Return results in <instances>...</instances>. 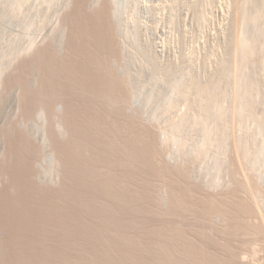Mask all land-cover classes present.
I'll use <instances>...</instances> for the list:
<instances>
[{
	"label": "bare ground",
	"instance_id": "bare-ground-1",
	"mask_svg": "<svg viewBox=\"0 0 264 264\" xmlns=\"http://www.w3.org/2000/svg\"><path fill=\"white\" fill-rule=\"evenodd\" d=\"M84 3L85 0H74L73 4L69 3L70 6L69 4L67 5L70 7L69 10L64 11L66 13L62 14L68 25L67 29L65 28L67 33L65 32L66 35L63 33L64 35L61 42L59 41L60 43L58 46H56V48L54 47L55 51H51L48 47L49 45L36 46L31 55L29 54L30 57L27 56L29 58H24L22 62L20 61L21 63H17L18 65L16 64V66H14L15 68H12L14 71L9 73L8 76L2 80L5 83H10L15 80L16 82L18 81L19 89L17 92L19 91V93L17 96L19 95V99L17 98V113L23 112L26 114L25 112H28L32 106H38L39 112L37 116L44 118V120L41 122L39 121L38 126H35L37 127L36 131L33 128L34 125L30 124L32 128H26V125L21 136L29 141L28 143L31 144H28L29 148L30 146L38 145L43 147H45V145L48 146V148L45 147V149H49L47 154L48 160L44 161H48L50 164L45 162L49 165V167L47 166L45 168L43 166L45 163L43 162L42 166L39 167L40 169L36 167L39 169L37 170L38 172L35 171L37 175L36 181L32 182L31 186H24L26 182L23 184L24 180H22L21 176L24 175L23 171H25V169L27 170V168H25L26 164L24 163V166V164L21 163L22 161L20 162V160H17L19 158L13 156L12 140L9 142V148L7 147L6 149V164L0 166V171L1 169L3 171L0 172L2 173L1 176L7 177V180L5 179L6 181H0V264H239L234 260H226L218 257L210 252L200 241H196L192 237H189L180 223L173 224L171 221H168L167 218L173 214L175 209H183L185 205H187L183 199L179 185H176V182L174 183V179L172 181L168 178L163 183V190L162 192L160 190L161 193L158 196V198L160 197V202H158L159 205H157L158 209L150 210V212L147 209L150 215H155L156 217L153 216L150 219H146L143 226V233L141 235L139 234V237H143V239L136 237L132 233L134 225H132V221L130 223V221L126 219V217H128L127 213H130V211L126 212V210L128 211L129 209L123 204L128 201V198H132L135 193H133L134 191L131 192L132 190L129 191L130 188L125 190L126 187L123 190L124 186L123 188L120 186L118 182L119 173L116 171V166L118 162L127 164L130 155H137L136 153L141 155L140 153H142L143 150L145 153L146 149H149L151 146L147 144L149 148L146 147L147 145L145 148L144 144L146 141L142 143L143 139H132V130L128 125L121 126L124 130H119L120 125L116 123H113V128H111L113 126L111 124L112 126L106 125V128L100 129V127L103 126H98L99 122L92 118L89 114L90 112H88L92 108L88 110V107L82 106L84 104L82 100L81 103H78L80 102V100H77L78 97L76 99L78 102L73 99L75 97L68 98L67 95L66 97L65 94L68 90L65 89V93L62 90L66 86L73 88L78 91V93L79 91L81 92L83 88L86 89V87H84L86 73L84 67H86V65L83 67V63L79 62V58L77 60V58L75 59L74 57L73 60L72 57L74 55L72 56V51L75 52L73 48L78 50V46L81 44L79 48L82 50L83 47L91 41H93L94 44L104 43L105 38H108L110 30L115 35L116 33L117 35L121 33L120 8L118 9L115 3L113 5L111 0H109V2L107 1V3L105 1L99 2L93 0L89 3L91 11H89V9L84 11ZM260 9L261 13L254 12L251 18L255 22L261 20L259 24L262 25L259 26L257 22L256 26L253 23L251 34H248V29L246 27V29H239V34H237L239 38L238 43H240L239 46L242 47L239 48L242 50L245 49L246 53L243 52L245 56H247L246 54L248 53H252L250 58H252L257 49L261 47L260 50H263L264 48V0L260 2ZM87 12H90V14H87ZM242 26L243 24H241V27ZM254 26H256V28H254ZM253 29L255 30L254 32ZM106 44L107 43H105V45ZM105 45H102L103 47L101 49H104ZM115 45L121 51L124 49L122 48L123 45L121 41L117 38L115 39ZM100 46L101 45H99V47ZM96 47L98 46L96 45ZM95 48L93 47V49ZM258 53L257 51V54ZM77 56L78 55H76V57ZM237 56L242 57V54H238ZM245 56L242 58L243 61ZM239 58L238 62L241 59ZM246 59L248 58L246 57ZM262 59H264V57H262ZM244 62H248V60ZM244 62L242 63L241 60L240 63H242V65L238 64V69L240 68V71L243 69L239 66H243ZM29 63L31 67L34 64L33 68H35V70L33 71H35V73L32 71L33 76H27L29 71H25ZM262 64H264V61L261 65ZM30 66H28V68ZM243 67L246 69L247 66L244 64ZM248 68L241 72L242 75L240 71L237 73L239 74V77L236 78V86L238 84V88L236 87L237 94H234L235 103L231 110H227L226 107H228V105L226 106L223 101H221L222 103H218V101L214 103L213 97L217 96L214 93H217L218 89L217 91H213V89L217 86V88H219L217 79H214L215 81L212 79L214 82L210 81L208 85L207 83L203 84V92H205L206 98L201 99L200 103L198 102V106H200L201 109L200 115L198 117L196 116L199 114L198 111V114L194 116L195 119L193 120V126H199V129H201L197 145L188 147L186 144L187 141L182 140L180 137L173 135L164 136L163 132H161L160 135L158 134V137H160L158 138L159 140H157V142L159 141V145L162 144L161 142L164 143V141L170 139V141H172L171 143L174 144L173 146H176V148H173L174 150H170V153H168L169 158L165 157L163 160L166 171L171 172L172 169L176 168H181L182 170L184 168L182 164L193 162L197 158L202 160V164L197 168V174H193L197 178L194 176V178L191 179L197 181L203 187L204 195H202L203 200L201 202H205L207 205H211L212 201H216V203L221 206L227 204V201H231V199L235 198L232 195V191H229V188L222 187V180L220 181L219 179L222 171L226 169L223 170L226 159L225 153L226 148L229 149L230 147V143L228 142L231 140V137L228 141V137L225 136L227 133L224 135L223 132L218 130L219 128L216 129L215 125L217 124L215 121H219L223 119V117L227 119L228 116H226V114H228L234 115L233 117L230 116L231 119L236 117L238 119L235 118L237 121L243 123L245 122L244 120L249 117L248 115L251 114L252 116L253 113L255 116V109L260 105L261 109L257 112L259 115H257L256 125L258 126V133H260L261 136L263 135L261 142L257 144L254 142L255 146L252 148L248 138L246 139V137H244L245 134H238L237 137L232 139V142L235 141L233 143V148L237 155V159L246 160L245 165L247 164V168L245 167V169H247V172L244 173L246 186L251 189L252 194L254 192L259 197V205L264 206V74H262L261 76L263 77L260 78L261 76L258 74L259 77L256 73V67L254 68V66H252L249 70ZM262 70L263 69L260 71ZM262 72L264 73V71ZM104 73L107 74V71ZM100 74L102 73L100 72ZM103 74L101 76H103ZM89 78L90 77H88V80H91ZM114 80L115 79H113L114 83L110 80L103 83L104 79L102 83L99 81L100 85H102L100 89L98 87V90H102V94L104 92L105 94H110L111 91H115L114 87H116V82ZM89 82L86 83L89 84ZM94 84H97L96 86L99 85L98 83ZM51 87L54 89L53 94L52 91H48ZM87 87L89 86L87 85ZM117 88H119V86ZM199 88L200 87L196 89L199 90ZM71 90L72 89L68 92ZM82 92L85 93V90H82ZM200 92H202V90H200ZM220 92L218 94H220ZM150 93L151 92H149L148 95L145 93L143 98L139 97L141 104L138 103V105H140L141 108H148L151 106H148V102L151 100L150 97H152ZM75 94L74 96H76ZM201 95L200 97H202ZM134 96L139 99L137 94ZM79 98L81 99L80 96ZM220 99L221 98L218 100L220 101ZM128 107L131 108V106ZM161 107L163 109L164 105ZM95 111L97 112L96 109ZM136 111L137 110H135V112ZM188 117L189 116H187V118ZM48 118H52L54 121L51 119L53 122L50 120L52 123H48ZM183 118H186V116ZM190 118L192 117L190 116ZM184 120L181 119V121ZM188 121L189 120L186 122ZM184 123L185 121L183 123L180 122L178 125L181 126ZM175 124L171 127L173 131H177V125L175 126ZM184 125L188 126L187 123ZM239 125L241 126V124ZM37 130L39 133L41 130L42 133V135L38 133L41 135L40 141L36 138ZM119 131H122L120 132L122 135ZM19 141L22 142L23 139ZM14 143L15 142H13V144ZM22 143H25V141ZM20 146H18V149ZM87 147L92 149V153L87 152ZM43 149L44 148H42V151H45ZM152 149H149L150 153ZM19 151L20 150H18V152ZM20 153L22 152L20 151ZM151 155H153V153H151ZM151 155L149 156L152 157ZM45 157L46 156H44V158ZM120 157L123 159L119 160ZM101 158L106 161V164L103 166V170L98 172L96 170L97 167H94V165L98 161L100 162ZM195 169L196 168H194V170L191 169L190 171L193 173ZM184 170L187 169H183V171ZM26 172L25 174H28ZM92 178L96 179L95 182ZM120 180L123 181L122 178ZM121 181L120 183L123 184ZM179 184L182 183L180 182ZM136 194L134 196H136ZM139 196L137 195V197ZM141 197H139V199ZM149 197L151 196L149 195ZM132 200L129 199V204L136 203L134 201L131 202ZM247 204L249 203L245 201L240 202V206L245 212H248ZM123 206L126 208H123ZM201 206L203 208L202 204ZM146 214L149 215L148 213ZM260 214H262V222L261 225L255 226V229H259V227L264 228V212H260ZM130 218L132 219V217ZM236 225L238 226V224ZM239 228H241V226ZM246 264H264V256L260 257L258 262Z\"/></svg>",
	"mask_w": 264,
	"mask_h": 264
},
{
	"label": "rangeland",
	"instance_id": "rangeland-1",
	"mask_svg": "<svg viewBox=\"0 0 264 264\" xmlns=\"http://www.w3.org/2000/svg\"><path fill=\"white\" fill-rule=\"evenodd\" d=\"M92 1L93 0H85L84 11L88 9L91 11L89 3ZM97 1L109 2V0ZM261 1L263 0H111L118 9L120 8L121 33L118 35L116 33V36L110 30V36L108 35V38H105L104 43H98L101 45L100 47L98 44H94V42L91 41L89 44H86V48L83 47L82 50L79 48L81 44L78 46V50L73 48L75 52L72 51V56L74 55L72 58L73 60L74 57L75 59L77 58V60L79 58V62L83 63V67L86 65V67H84L86 69L85 72L89 75L85 73V80L86 82H90L87 84L84 80V87H86V89L83 88L82 90H85V93L81 90V92L79 91L80 95L78 91L65 85L67 88L65 87L62 89L64 93L66 90L69 91L72 89V92L67 91L65 96L67 95L68 98L75 97L73 98L74 100L78 97L77 100H80V102L77 100L76 102L81 103L83 101L84 104L82 103V106L88 107V110L92 108L88 112H90L89 114L92 118L99 122L98 126H103L100 127V129L106 128V125L112 126L113 123H116L120 125L119 130H124L122 127L128 125L132 130V139H143L142 143L146 141L144 147L147 144L151 146L150 148L149 145L146 146L150 150L153 147L151 151L153 155H151L149 149H146L145 153L144 150L140 153L141 155L138 153H136L137 155H130L127 160L130 164L124 162L121 164L118 162L116 166V171L119 173L118 182L122 188L124 186L123 190L127 187L125 190L130 188L129 191L132 190L131 192L134 191L133 193H137L136 196H134V194L132 198H128V201L123 204L129 209L128 211L126 210V212L130 211L131 213H127V216L129 218L132 217V219L130 218L129 220L128 217H126V219L130 221V223L132 221V225H134L132 233L136 237L143 239V237H139V234L141 235L143 233V226L146 219L155 216L150 215L149 212L150 210L158 209L157 205H159L158 202H160V197L158 198V196L163 190V183L169 178L172 181L174 179V183L176 182V185H179L183 199L187 204L185 205L186 209L185 207L183 209H175L173 214L167 218L169 222L171 221L173 224L180 223L189 237H192L196 241H200L210 252L226 260H234L239 264H246L258 262L260 257L264 256V228H254L257 225L259 226V224L261 225L262 214H260V212H264V206L259 205V197L254 192L252 194L251 189L246 186V181L244 180V173L247 172V169H245L247 165H245L246 160L237 159V155L233 148V143L235 141L232 142V139L237 137L238 134H245L244 137H246V139L248 138L252 148L255 146V143L261 142L263 135L261 136V134L258 133V126L256 125L257 115H259L257 112L260 111L261 106L259 105L256 107L255 116L253 113L252 116L251 114L248 115L249 117L246 118L243 123L237 121L238 119L236 117L231 119L234 115L228 114H226V116H231L230 118L227 117V119H224L223 117V119L215 121L217 124L215 125L216 129L219 128L218 130L223 132L224 135L227 133L225 136L228 137V141L231 137V140L228 142L230 143V147L229 149L226 148L225 153L226 159L223 170L226 169L222 171L219 179L220 181L222 180V187L229 188V191H232V195L235 198L231 199V201H227L225 205L219 206L216 201H212L211 205L201 202L203 200L202 195H204L203 187L197 181L191 179L195 176L193 174H197V168L202 164L200 158H197L193 162L182 164L184 167L182 168L187 170L183 171V169L181 170L179 167L180 169H172L169 173L164 168L165 164L163 160L165 157H168L170 150H174L173 148H176V146H173L174 144L171 143L172 141H170V139H167L168 141L166 140L164 143L161 142L162 144L160 145L158 144L159 141L157 142V140H159L158 138H160L158 136L163 132L164 136L173 135L182 138V140H186L188 147H193L198 144L201 129H199V126H196L198 128L193 126V120L195 119L194 116L198 114V111L199 114L196 116L198 117L200 115L201 109L200 106H198V102L200 103L201 99L206 98L205 92H203V84L207 83L208 85L210 81L217 79L219 88H217V86L213 91H217L218 89V91L221 92L220 94H218V91L214 93L217 95L213 97L214 103L215 101H218V103H222L221 101H223L226 106L228 105V107L225 106L227 110H231L235 103L234 94H237L236 89L238 88V84L236 86V78L239 77L237 73L240 71V68L238 69V64L242 65L244 61L248 60L249 63L244 62L247 66L246 69L248 67L251 69V67L254 66V68L256 67L255 70L257 75L259 74L261 76L264 74L262 72L264 71V66H262L264 64L261 65L264 61V59H262V57H264L263 46V50H260V47L255 51L256 54L254 52V57L252 56V58H250L252 53H248L249 55L246 54L247 56L244 55V53H246L245 49H240L242 47L239 46V38L237 37L239 29L241 28L246 27L248 29V34H251L253 23L256 25L258 22L259 26L262 25L259 24L261 20L255 22L251 18L254 12L261 13ZM73 2L74 0H0V166L6 164V149L9 142L12 140L11 145L14 147V149L12 147L13 156L19 158L17 160H20V162L22 161V164L25 163L26 166L25 164L24 166L28 170L25 169V171H23L25 176L23 174V176H21L22 180H24L23 184L26 182L24 186H31V183L36 181L37 175L35 171L40 169L39 167L42 166L43 162H48L44 160H48L47 154L49 149H47L48 146L46 145V149L39 145V147L30 146L29 148V141L25 140L21 135L26 125V128H32L31 125H34L33 128L36 131L37 127L35 126H38V122L43 121L44 118L37 116L39 112L37 105L32 106V110L30 108L28 112H25L26 114L23 112L17 113V98L19 99V95L17 96L19 93V91L17 92L19 89L18 81L16 82L15 80L10 83H5L2 80H4L9 73L14 71L12 68H15L14 66H16L17 63H21L24 58H29L36 46L49 45V49L55 51L54 47L56 48V46H58L63 35L67 33L65 28L67 29L68 25L62 14L66 13L64 11L69 10V6L73 4ZM68 4L69 6H67ZM87 14H90V12H87ZM241 24H243L242 27ZM256 26H254V28H256ZM254 31L253 29V32ZM113 37L121 41L123 45L122 48H124L122 51L116 47ZM109 38H112L111 41ZM105 43H107L106 45L108 46H106ZM96 45L98 47H96ZM102 45H105L104 49H101L103 47ZM93 47L96 48L93 49ZM106 47H110L109 50ZM257 51L259 52L258 54ZM238 54H242V57L239 56L241 59L237 56ZM76 55L78 56L76 57ZM243 55L245 59L246 57L248 59H244L243 61ZM238 58L240 59L239 62ZM241 60L242 63H240ZM28 66H30V63ZM28 66L26 67L28 70L26 69L25 71L29 72L27 73L28 75H26L33 76L32 74L35 73V71H33L35 70V68H33L34 64L32 67L30 66L28 68ZM243 66L239 67H242L245 71L246 69ZM259 69L263 70L260 71ZM106 71L107 74L104 73ZM242 71H240L241 75ZM257 71L260 72L258 73ZM100 72L102 74L104 73L103 76H101L102 74H100ZM105 76L108 77L106 78ZM88 77H90L89 79L91 80H88ZM108 79L111 82L115 79V91H109L110 94H105V92L102 94L103 91L98 90V87L100 89L102 85H100V82H108ZM94 83H98L100 86H96L97 84ZM87 85L89 87H87ZM118 86L119 88H117ZM198 87L203 88H199L198 90L196 89ZM51 88H49L48 91H52L53 94L54 89ZM200 90H202V92H200ZM149 92L152 93H150L152 97H150L151 102H148V106H151L148 108L146 106V108H141L140 105H138V103L141 104L140 98H143L145 93L148 95ZM74 94L76 96H74ZM136 94L138 98L140 97L139 99L134 96ZM200 95L202 97H200ZM219 98L223 99L219 101ZM163 105L164 107L162 109L161 106ZM128 106H131V108ZM135 110L137 111L135 112ZM182 116H186V118L187 116H189L188 118L191 116L192 118L186 119ZM51 119L48 118V123ZM181 119H185L184 121L188 126L184 125L185 123L181 126L178 125L180 122H184L181 121ZM52 120L54 121V119ZM187 120L189 121L186 122ZM174 124L175 126L177 125V131H173V128H171ZM239 124H241V126ZM113 127L114 125L111 128ZM120 132L122 131H119V133ZM36 133L38 135H36V138L40 141V136L42 135L41 130L40 133L39 131ZM22 139L25 143H22ZM13 142L15 143L13 144ZM18 146H20L19 149ZM34 147H36L38 151ZM42 148H44L43 150L45 151H42ZM86 149L88 153H92V149L88 147ZM18 150L22 153H20V151L18 152ZM44 156H46V159ZM122 159V157L119 158V160ZM45 164H43V166L46 168L47 166L49 167L48 164L50 163L48 162V164ZM105 164L106 161L101 158V161H98L94 167H97L96 170L101 172ZM194 168L196 169L192 173L190 170H194ZM0 172H3L2 169ZM25 172L30 176L25 174ZM1 175L2 173H0L1 182L5 179L7 180V177ZM119 176L123 181L120 180L121 178ZM92 179L95 182L96 179ZM120 181L123 184H121ZM178 181L183 185L179 184L180 182ZM137 195L144 196H139L141 197L139 199ZM149 195L151 197H149ZM129 199H134L131 202L134 201L136 203L129 204ZM243 201L249 203L247 204L248 212H245L240 206V202ZM124 206L123 208H126ZM236 224H238V226ZM240 226L241 228H239Z\"/></svg>",
	"mask_w": 264,
	"mask_h": 264
}]
</instances>
